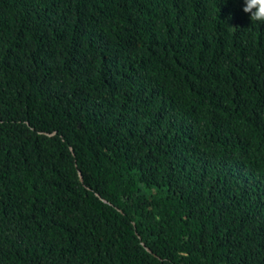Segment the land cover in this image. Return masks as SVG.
<instances>
[{
	"label": "trees",
	"instance_id": "trees-1",
	"mask_svg": "<svg viewBox=\"0 0 264 264\" xmlns=\"http://www.w3.org/2000/svg\"><path fill=\"white\" fill-rule=\"evenodd\" d=\"M242 8L0 0V264H264V25Z\"/></svg>",
	"mask_w": 264,
	"mask_h": 264
},
{
	"label": "clouds",
	"instance_id": "clouds-1",
	"mask_svg": "<svg viewBox=\"0 0 264 264\" xmlns=\"http://www.w3.org/2000/svg\"><path fill=\"white\" fill-rule=\"evenodd\" d=\"M242 11L256 26L264 25V0H243Z\"/></svg>",
	"mask_w": 264,
	"mask_h": 264
},
{
	"label": "water",
	"instance_id": "water-1",
	"mask_svg": "<svg viewBox=\"0 0 264 264\" xmlns=\"http://www.w3.org/2000/svg\"><path fill=\"white\" fill-rule=\"evenodd\" d=\"M77 175H78V179L81 180V175H80L79 172H77ZM101 200H102L103 202H106L104 199H101ZM145 249H146L147 251H149L148 248L145 247Z\"/></svg>",
	"mask_w": 264,
	"mask_h": 264
}]
</instances>
